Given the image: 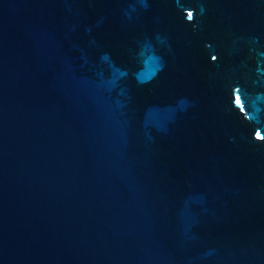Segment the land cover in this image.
Here are the masks:
<instances>
[{
	"label": "water",
	"instance_id": "95a60500",
	"mask_svg": "<svg viewBox=\"0 0 264 264\" xmlns=\"http://www.w3.org/2000/svg\"><path fill=\"white\" fill-rule=\"evenodd\" d=\"M0 264H264V0H0Z\"/></svg>",
	"mask_w": 264,
	"mask_h": 264
}]
</instances>
